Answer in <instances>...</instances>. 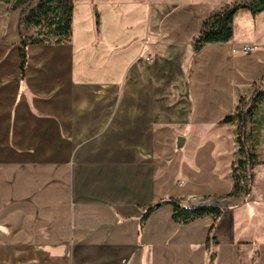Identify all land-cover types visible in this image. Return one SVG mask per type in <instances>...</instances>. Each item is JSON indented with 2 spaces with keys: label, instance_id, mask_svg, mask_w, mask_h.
Segmentation results:
<instances>
[{
  "label": "crops",
  "instance_id": "obj_1",
  "mask_svg": "<svg viewBox=\"0 0 264 264\" xmlns=\"http://www.w3.org/2000/svg\"><path fill=\"white\" fill-rule=\"evenodd\" d=\"M245 1L75 0L71 42L30 46L24 77L21 11L0 3V264H264L260 117L252 193L221 199L213 229L163 203L232 192L237 125L220 121L263 83L238 61L244 45L264 58V12L240 10L227 44L192 43Z\"/></svg>",
  "mask_w": 264,
  "mask_h": 264
},
{
  "label": "trees",
  "instance_id": "obj_2",
  "mask_svg": "<svg viewBox=\"0 0 264 264\" xmlns=\"http://www.w3.org/2000/svg\"><path fill=\"white\" fill-rule=\"evenodd\" d=\"M7 6L8 11H21L19 22L21 57V77H24L28 63V50L32 45L67 44L72 39V22L75 0H0ZM247 9L253 15L264 12V0H248L236 3L224 10L214 11L203 22L200 32L193 39L195 54L201 53L208 45L227 44L234 36V19L237 13ZM99 19L96 15V25ZM241 97L239 105L234 112L225 116L221 124L237 125L236 159L232 166L233 189L232 192L220 199H238L242 195L252 193L254 167L259 164L254 149L247 144V129L249 123L264 121V78L261 88H256L248 101ZM163 203L173 207V220L180 225L190 224L198 219L211 217L216 222L220 219L226 208H212L189 206L183 200L169 198ZM156 208L150 207L143 215L145 222ZM210 241V238L209 240Z\"/></svg>",
  "mask_w": 264,
  "mask_h": 264
},
{
  "label": "rangeland",
  "instance_id": "obj_3",
  "mask_svg": "<svg viewBox=\"0 0 264 264\" xmlns=\"http://www.w3.org/2000/svg\"><path fill=\"white\" fill-rule=\"evenodd\" d=\"M260 51H263V49H260L258 51H255L254 53L250 54L249 56H243L238 62H239V68H240V74L241 72H255L256 68L264 66V58L259 57L257 54H259ZM256 67V68H255ZM242 70V71H241ZM248 86L241 87V93L244 95V102L248 104L249 99L252 96V92L250 89H247ZM256 88H261L260 82H257ZM239 102V101H238ZM239 105V104H238Z\"/></svg>",
  "mask_w": 264,
  "mask_h": 264
},
{
  "label": "water",
  "instance_id": "obj_4",
  "mask_svg": "<svg viewBox=\"0 0 264 264\" xmlns=\"http://www.w3.org/2000/svg\"><path fill=\"white\" fill-rule=\"evenodd\" d=\"M189 206L212 207V208H226L230 205L228 200H221L215 198L200 199L195 203H188Z\"/></svg>",
  "mask_w": 264,
  "mask_h": 264
},
{
  "label": "built area",
  "instance_id": "obj_5",
  "mask_svg": "<svg viewBox=\"0 0 264 264\" xmlns=\"http://www.w3.org/2000/svg\"><path fill=\"white\" fill-rule=\"evenodd\" d=\"M258 49V46L256 45H244L242 47V51L243 53L245 54H252L254 53L256 50ZM146 61L147 62H152L153 61V58L151 56H147L146 57Z\"/></svg>",
  "mask_w": 264,
  "mask_h": 264
}]
</instances>
